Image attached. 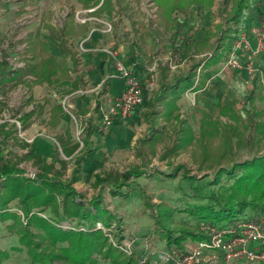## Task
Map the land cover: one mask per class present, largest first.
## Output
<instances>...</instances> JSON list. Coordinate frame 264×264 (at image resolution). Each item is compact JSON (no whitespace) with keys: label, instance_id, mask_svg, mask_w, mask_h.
<instances>
[{"label":"rangeland","instance_id":"1","mask_svg":"<svg viewBox=\"0 0 264 264\" xmlns=\"http://www.w3.org/2000/svg\"><path fill=\"white\" fill-rule=\"evenodd\" d=\"M104 1L110 3L104 12L115 10L124 15H142L147 12L166 15L175 2H180L187 8L189 18L186 19L183 13H177L175 15L179 17L172 21L174 24L177 23V27L185 23V29H182L184 34L180 36L192 37L201 45L196 50L187 51V46L180 45L182 38L179 39L178 33L172 38L166 33L154 30L156 34L153 36L160 40L159 45L169 41L170 37L173 45L175 43L177 45L172 46L169 51L166 50L167 46L162 45L155 55L165 61L167 57H170L169 63H171L172 71L177 69L185 71L187 67L185 68L184 62L197 64L218 52L222 56L221 62L218 66L210 68V71L215 69L220 73L221 63L235 59L240 65L238 70L230 69L228 74H223L229 78L227 81L233 88L234 99L229 103L230 106H226L232 109V112H223L221 108L224 105L220 102L212 105L208 110H205L198 102L185 109L175 106L179 97L188 94L186 90L176 100L158 105V114L152 117L153 126L149 127L150 124L143 118L146 109L142 106L140 109L141 122L139 121V124L135 126L134 121L125 125L129 131L137 127L135 131L139 137L135 143L131 144L129 140L125 144L118 142L116 146L105 152L92 172L88 169V157L91 153L89 139L93 135V130L88 121L95 114L97 94L91 90L95 89L97 82L90 83L88 86V83L82 80L79 87H75L74 84L72 87V82H64L67 79L66 75L68 77L70 75L71 81L75 78V74L71 72V62L65 60L60 70L62 74L56 73L50 83L36 84L35 78L30 76L27 80L32 81L31 83L18 85L12 83L6 87V93L3 96L0 95L1 157L18 164L31 179L41 170L35 159L29 157L31 150L36 157L53 155L54 158H48L47 163L51 164L55 161V171H61L64 181L70 180L73 171L79 169L80 180L74 185L76 191L82 195L79 201L88 206L93 199L102 197L101 209L107 211L106 219L111 223V226L107 228L103 223L97 222L94 230L101 231L108 239L109 245L116 249L118 254L123 253L124 257H133L138 264H260L244 259H228V253L226 254L222 248L211 249L207 248V245H212V238L217 236L222 229H234L241 221L255 220L264 215L246 209L240 218L241 221L214 228L207 223L198 222L194 216L186 212V209L201 204H211L208 198L214 193L219 195L220 186L229 187L233 183V178L227 176H222L217 180L220 171L230 168L235 162H243L264 155V130L259 132V129L255 130L252 124L256 122L264 125V62H260L258 68L253 66L252 55L255 53L251 50L252 45L250 44L251 37L257 40L263 39L261 31L245 32V20L241 18L238 25L225 26L229 32L221 40V35H218L217 30L223 22L220 16L224 13L220 10V6L224 0H214L211 8L192 4L191 0ZM263 4L264 0H249L248 4V7L256 9L257 14L261 15H259L261 22H264L260 11ZM231 6L232 4L227 7V11H230ZM221 7L226 9L224 6ZM80 20L81 23L85 21L84 17ZM128 21L130 28L128 33L135 31L133 27L138 23L139 29L143 28L145 32L139 35L141 42H145L151 35L147 29L154 24H149L145 19L136 21L129 18ZM32 22L41 25L43 31L40 35L39 32L35 35L36 28L33 26L35 23ZM251 22L252 25H257L255 20ZM115 23H118V20L107 23L96 22L94 27L108 34L105 30H108L109 26L114 28ZM157 24L160 25V21H157ZM68 25L64 19L63 8H53L50 0H0V59H7L15 69L37 65L41 71L44 60L51 55L43 40L49 37L55 38L50 28L64 34L68 45L73 46L79 41L73 39V44H71L73 30L67 31ZM84 26L87 27V24ZM230 27H233L232 32L229 30ZM250 29L253 30V27ZM139 33H141L140 30L138 33L135 31V37ZM127 41L130 39L127 38ZM218 44L222 45L219 50L216 49ZM143 45L147 46V42ZM146 46L144 48L148 52ZM223 48L222 54L220 51ZM176 63H180L178 68ZM245 65H251L250 80L246 79L241 82L237 76L246 69ZM159 72L160 66H156V73L159 74ZM150 76L147 75L148 84H151L149 88L157 89L158 80ZM215 80H212V84ZM142 87L152 91L144 83ZM105 99L100 98L103 104H106ZM64 101H67L66 106L60 110L58 107ZM32 111L33 116L27 120L25 115ZM169 112L170 115H168ZM253 118L255 119L252 122ZM231 126L237 129L236 136L232 135ZM67 132H72V140L66 137ZM240 133L247 140L248 144L245 146L239 143ZM228 137H233L232 143L229 142ZM100 138L104 139L105 135ZM61 139L69 141L72 145H79L73 156L65 155ZM48 153L49 155H46ZM80 159L82 160L79 162ZM62 160L67 162L66 167L60 163ZM133 168L143 170L152 176L146 177L143 174L138 178L128 180L127 187L123 189L128 194L126 198L114 197L108 187L102 189L95 184L97 173L124 175ZM158 172H174V177L155 175ZM184 176L196 180L191 182L183 178ZM60 203L59 199L54 205L41 208V210H33V212L42 211L38 214L40 217L55 220L59 215H63ZM10 211L17 212L21 216L22 226L29 224L21 213L19 200L10 204ZM168 211L173 212L163 215ZM153 215L160 216L161 221L171 230L202 233L208 238L202 241L188 239L183 249L176 246L170 247L161 234V228L156 225ZM105 216L102 215V218L104 219ZM59 226L71 231L85 230L84 226L87 224L84 225L79 219L70 216ZM18 229L19 225L13 220L4 221L0 218V243H3L1 240L4 238L12 237L17 238L19 244V247H14L10 251H2L0 248V251L8 255L7 258L9 253L14 254L19 250H26V253L28 251L27 247L20 243ZM39 233L37 241H43L44 233L42 231ZM59 246L65 247L66 244ZM27 256L31 259L28 254ZM94 257L97 258V264H112L99 255ZM54 264L65 263L60 260L55 261Z\"/></svg>","mask_w":264,"mask_h":264},{"label":"trees","instance_id":"2","mask_svg":"<svg viewBox=\"0 0 264 264\" xmlns=\"http://www.w3.org/2000/svg\"><path fill=\"white\" fill-rule=\"evenodd\" d=\"M191 1L192 4L204 6L205 8H211L214 2V0ZM101 2L102 4L99 10L104 11L110 3L99 0L97 5ZM230 4H232L231 9L227 11V7ZM248 4L249 0H224L221 6H224L226 9L220 6V10L224 13L220 16L223 22L218 26L217 30L218 35H221V40L229 32L225 29V26L231 24L238 25L245 11L248 9ZM175 10H180L186 15L189 14L187 8L180 2H175L170 7L169 12L172 13ZM260 11L264 17L263 7H261ZM231 28L233 27H230L229 30L232 32ZM50 31L60 42L62 53L72 62L73 69L71 72L76 74L78 72L76 53L72 51L65 41L64 34L58 33L53 28H50ZM183 44L185 47L187 46V51L192 49L196 50L201 45L198 40L195 41L192 37H185ZM221 46V44L220 46L218 44L216 49L219 50ZM223 51L224 48L220 52L223 54ZM221 57L218 52H215V55L206 57L197 64H192L185 71L177 69L175 72H172L169 65L160 66L158 88L151 92L143 88V107L146 109L143 116L144 120L150 126H153L152 117L158 114V105L170 100H176L186 90L192 88L196 90L203 87L207 79L216 73L215 70L210 71V68L217 66L221 62ZM175 65L178 68L180 63H176ZM61 67L63 65L59 66L56 58L52 55L44 60L41 71L37 65H27L23 69H15L7 59H0V95L3 96L6 93V87L12 83H15V85L31 83L32 81L27 80L30 76L35 78L36 84L50 83L56 73L62 74L60 72L62 70ZM199 68H201L200 74L197 73ZM69 77L66 75L67 79L64 82H72V87L73 84L75 87H79L82 81L80 75L77 74L75 78H72V81ZM104 86H106V83ZM100 104V102L97 103L96 108L98 110ZM59 106L58 108L62 110L63 106ZM221 110L223 112H232V109L227 107H222ZM33 114L34 112L32 111L26 114L25 118L29 120ZM168 115H170V112ZM254 119H252V122ZM252 124H254L255 130L259 129V132H263L264 125L256 122ZM231 128L233 129L232 135L236 136L237 129L234 126H231ZM239 135V143L243 146L247 145L248 143L244 139V135L241 133ZM228 139L232 143L233 137H228ZM61 143L63 152L67 157L73 156L79 148L78 144L72 145L65 139H61ZM31 151L29 152V157L35 159L36 163L41 167L40 173L32 179L26 175V171L20 168L18 164L12 163L0 155V218L4 221L13 220L14 223L19 225L18 235L20 237V243L27 247V254L31 257L33 264H54L55 261L60 260L65 264H97L95 255L109 260L112 264H138L133 257H124L123 253L118 254L116 249L109 245L108 239L103 233L96 229L94 230L97 222L103 223L104 227L107 228L111 226V223L106 219L108 217L107 211L101 209L102 197L93 199L88 206L83 205L79 201L82 199V195L76 191L74 185L80 180V170L73 171L72 178L64 181L61 171H55V161L51 164L47 163L48 158H54L53 155L36 157ZM81 160L78 161L80 162ZM60 163L64 167L67 165V162L64 160L60 161ZM176 170L174 172H177L179 169ZM174 172H158L155 175L173 178ZM143 174L146 177L152 176L136 168L130 169L124 175L97 173L95 175V184L102 189L108 187L111 195L114 197L126 198L128 194L123 189L127 187V181L131 178H138ZM222 176L233 178V183L229 187L220 186L218 189L220 194L214 193L208 198L211 204L188 207L186 212L194 216L198 222L207 223L214 228H221L240 221L246 209L264 215V155H259L243 162H235L230 168L220 171L216 179L218 180ZM183 178H187L186 180L191 182L196 180L195 178L185 176ZM59 199L61 201L63 215H59L55 219L57 221L40 217L38 214L39 212L42 213V211L33 212V210H41V208L54 205ZM15 200H19L20 202L21 213L29 223L27 226H22L21 216L17 212L10 211V204ZM172 212L168 211L163 215L171 214ZM102 215H106L104 219ZM70 216L79 219L84 225L87 224V226H84L85 230L74 229L70 231L64 230L59 226ZM153 219L156 225H159L161 228V234L170 247L176 246L179 249H183L184 243L188 239L202 241L208 238L202 233L171 230L161 221L158 215H153ZM38 231L44 233L42 235L43 241H37L40 235ZM63 244H66V246H59ZM7 256L5 252L0 251V264Z\"/></svg>","mask_w":264,"mask_h":264},{"label":"crops","instance_id":"3","mask_svg":"<svg viewBox=\"0 0 264 264\" xmlns=\"http://www.w3.org/2000/svg\"><path fill=\"white\" fill-rule=\"evenodd\" d=\"M50 2L55 9L63 8L64 19L66 20L67 25L69 24L67 27V31L73 30L72 40L70 41L71 44H73V39L79 40L73 46L69 44V47L72 49V51L76 53V58L78 61V72L75 74V76L77 74L80 75L82 80L88 83V86L90 85V83L94 82H97V85L101 82L106 83V86L103 85L98 93L94 91L97 94V101H95L96 105L98 103V100L101 104H103L100 98H106L105 103H107L109 99L116 98L122 92L123 81L118 77L115 66V62L117 60L122 61L126 66L132 68L135 71V74L141 79L142 83L146 84V86L148 87L149 80L147 79V75H151V78L159 80V78H156L159 77V74L156 73V66L158 67L169 65L171 68V63H169L170 57H167L165 61L164 59H161L160 56L155 55V53L162 47V45L167 46L166 50L168 51L172 46H177L176 43L175 45H173L171 37L173 38V35L178 33L179 39L181 40L182 38L180 45L182 47H185L183 44L184 36H180V34H184V31H182V29H185L186 24L183 23V25L177 27V23L174 24V22L172 21L176 19V17H179L175 15L177 13H183L186 19L189 18V14L186 15L182 11H175L172 13L167 12L166 15H164L163 13L155 12H147L143 13L142 15H124L121 12H116L115 10H109L108 12L99 10L102 4L101 2L97 5L99 0H50ZM262 7L264 9V4L262 5ZM82 17H84L85 20L83 21V23H81L80 20V18ZM129 18L136 21L145 19L149 24H154V26H149L147 29L149 34L152 35H150L145 40V42H147V46L143 45L145 42H141V38L139 35H142L145 32H143V28L139 29L138 23H134L135 26L133 27V30L137 31V33L138 30H140L141 33L138 34L139 37H135V31L131 32V34L128 33V31L130 30L128 26ZM120 19L122 21H119ZM115 20H118V23H115L114 28H112V30L108 34H105L102 30L94 27V24L96 22L107 23L114 22ZM242 20H245V32L249 33L252 31L253 33H255L256 30L261 31V35L263 38L262 40H257L254 39V37H251V50L254 51L258 47L259 43L264 42V22H261L259 20L257 10L251 9L250 7H248V9L245 11ZM251 20H255V23L257 24L256 26L258 27L254 26V24L252 25ZM157 21H160V25L157 24ZM32 23H35V25H33L36 28L35 35L37 34V32H39L38 34L40 35L43 31L41 25L37 22ZM84 24H87V27H85ZM252 27L253 30L250 29ZM31 30L34 31V29ZM154 30H159L163 33L168 34L169 36H171L170 40L165 41V43L162 42V44L159 45L160 40L156 39L155 36H153L154 34H156ZM257 34L259 35L260 33ZM127 38L130 39V41H127ZM43 41H45V44H47L48 46V53L57 59L58 65H62L65 60L70 61V59L66 58L62 53L61 44L57 39L49 37V39H45ZM145 46L148 48V52L145 50ZM150 49L152 50L150 51ZM109 51H112L114 55L110 54ZM252 56L254 64L253 66L255 68H258L260 62H264V57L263 55H257L256 53ZM187 62H184V64L185 68L187 67L188 69L192 64L189 63V61ZM251 65H245L246 69L242 70L241 74L237 76L240 78L241 82L245 81L246 79L250 80L249 73L251 72ZM200 71L201 68H199L197 73ZM218 76L223 77L219 78ZM215 77H217L216 80ZM212 80H215L214 84H212ZM227 80H229L227 76L216 72L207 79L203 87L196 90L192 88L188 90L187 95L183 94L181 97H179L175 106H178L181 109H185L190 105H196V103L198 102L200 106H202L205 110H208L212 107V105L220 102L224 105V107H226L234 99L233 88L229 85V82ZM93 90L94 89H92L91 92ZM83 104L87 103L83 102ZM141 108L137 109L130 119L129 123H132V121H134V126L135 124H139V121L142 118V114L140 113ZM97 112L99 113V110L96 108L94 112L95 114H93L88 121L90 123L89 126L93 130V135L89 139V149L91 150V153L88 157V169L92 172L95 170L101 157L108 149L116 146L118 142L125 144L126 142L130 141V143L133 144L139 137L138 133L135 131L137 127L132 128L129 131L125 128V126L120 124L115 125L108 130L99 131L98 127L100 126L102 121L100 113L98 114ZM96 115H98V117ZM101 134L105 135V140L103 138H100L102 136ZM71 136L72 132H67L66 137L69 140H72ZM46 155H49V153ZM1 241L5 244L3 246V243H0V248L2 249V251H10V249L14 247H19L17 238L13 239L12 237H7ZM2 264H32V262L31 259L27 256L26 250H19V252H15L14 254L9 253V257L4 259L2 261Z\"/></svg>","mask_w":264,"mask_h":264},{"label":"built area","instance_id":"4","mask_svg":"<svg viewBox=\"0 0 264 264\" xmlns=\"http://www.w3.org/2000/svg\"><path fill=\"white\" fill-rule=\"evenodd\" d=\"M111 30L112 27L109 26V29L105 30V32L109 33ZM254 52L257 55L261 54L264 56V42L259 43ZM109 53L114 55L112 51H109ZM115 66L118 77L123 81V89L119 96L109 99L106 104L100 105L99 113L102 122L98 127L99 131L111 129L119 124L127 125L133 113L143 106L141 79L132 68L126 66L122 61L117 60ZM239 67L240 65L235 59H230L228 62L221 64L220 74H228L230 69L238 70ZM104 84V82H101L96 85L93 91L98 93ZM66 103L67 101L63 102V107L66 106ZM96 107L97 105L95 104ZM241 222L234 229H222L218 233V237L215 235L212 238V245H207V248H222L226 254L228 253V259H244L253 263H264V216H259L255 220Z\"/></svg>","mask_w":264,"mask_h":264},{"label":"bare ground","instance_id":"5","mask_svg":"<svg viewBox=\"0 0 264 264\" xmlns=\"http://www.w3.org/2000/svg\"><path fill=\"white\" fill-rule=\"evenodd\" d=\"M230 51V50H229Z\"/></svg>","mask_w":264,"mask_h":264}]
</instances>
